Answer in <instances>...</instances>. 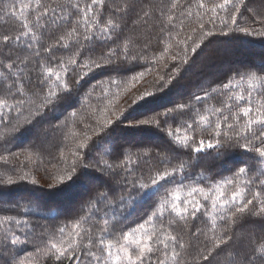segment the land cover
<instances>
[{"label": "snow or ice", "instance_id": "snow-or-ice-1", "mask_svg": "<svg viewBox=\"0 0 264 264\" xmlns=\"http://www.w3.org/2000/svg\"><path fill=\"white\" fill-rule=\"evenodd\" d=\"M244 6L246 0H223L222 3L211 6L206 5L205 0H196V16L199 18V28L203 30L201 41L204 36L213 34L211 30L205 29L204 15L210 12L212 15L208 17L207 22L215 23L218 9L226 14L220 22L223 35L238 31L247 36L264 37V14H256L258 21L254 23L259 22L260 28H249L237 23ZM178 9L180 15L192 16L191 6L185 9L181 0H171L165 8L159 9L160 30L163 32L167 28L169 38L176 41L177 47L184 45L183 63H187V41H191L192 36L187 35L186 39H180V32L172 35L177 27H180L181 31L183 29L182 20L179 26L175 23ZM134 10L135 5L131 0H120L119 4L112 7H109V0H86L84 3L81 0H0V17L15 19L20 29L15 33L0 35V121L11 118L13 112L18 119L27 111L25 123H32L35 117L45 115V110L54 108L66 98L63 93L71 91V86L65 79L70 68L86 69L87 71L80 75V79H83L94 69L127 64L143 58L130 54L129 45L132 39L123 35L122 22L128 13ZM152 15V12L142 10L137 15V21L147 24ZM45 40L48 42L45 43ZM161 42L167 44L164 49V53H167L171 44ZM97 46L103 47L105 51L93 59ZM199 47L200 43L196 42L191 50L195 52ZM61 49L64 51H59ZM172 58H180V53ZM176 71L178 73L179 69ZM143 75L144 72H140L132 76L128 83ZM172 79H175V76H169L165 85L171 83ZM76 83L79 84V80ZM121 83L123 82L117 80L110 81V84L117 88ZM91 94L87 93L85 98ZM213 94L225 98L221 106L205 107L202 111L200 105L213 98ZM101 99H108L109 106L113 102L108 98L107 91ZM138 99L142 100L144 96ZM185 111L191 112L198 119H192L181 126L185 129L183 139L179 135L180 127L175 130L166 129L167 136L174 145L173 150L159 161L164 165L162 168L149 171L147 181L143 175H134L138 169L130 166L134 163L131 153H122L123 158L115 164L95 161L98 171L115 179L117 184L127 186L129 197L142 194L143 198L151 199L162 189L169 190L147 218L153 223L151 229L142 222L134 228L121 229L120 235L117 236L115 224L109 222L107 213L104 217H98L92 211H99L97 204L110 199L113 201V207L123 206L127 198L121 196V204L118 205L110 190L99 194L97 204L89 202L90 206L85 214L71 224L59 226L55 233L41 232L35 239V229L27 220L18 219L13 215H0V229L4 230V235L0 237V262L28 264L26 259H18V252H11L18 246L32 244L35 248L34 255L42 253L51 264H65V261L69 264H186L184 254L191 247V242L176 234L174 226L183 224L186 229H191L194 225H190V221L204 220L206 232L199 227L191 231V237L197 242L201 235L207 239L199 259L207 264H214L221 257L223 259H219V264H264V170H260L256 175L257 169L249 163L253 161L256 164H264V65L229 73L224 81L210 91H205L203 96L196 94L187 103L163 113L164 125L168 124L169 117L177 113L183 114ZM213 117L215 119H212ZM112 123V120L105 118L102 127L95 129L96 133L102 132ZM138 123L156 124L161 127L159 120H140ZM197 128L202 132H209L210 138L197 140L194 135ZM189 132L193 135H189ZM225 143H234L242 149L244 159L240 161L231 177L213 183L211 188L214 191L211 195H204L205 201L211 199L212 214L208 226L207 206L196 199L198 190L194 187L182 197V190L188 187L183 181L190 171L189 162L199 163L201 153L218 150ZM99 144L100 141H97L93 150L98 148ZM87 146V139L77 145L78 148ZM186 154L187 159H181ZM80 155L79 152H73V156L78 159ZM148 155L147 152L140 153L137 159ZM157 155L159 156V153ZM0 159L8 162L7 157ZM172 160L177 163L172 164ZM80 166L88 168L91 165L83 163ZM76 168L77 161L74 160L67 174L58 177V182L71 181ZM117 169L126 175L121 177ZM19 179L23 181L25 176H20ZM6 183L11 185L15 181L9 177ZM32 183H36L35 179ZM231 185H235V190L229 197L225 188ZM199 191L203 193V189ZM212 195L215 199H212ZM94 218L96 223H93ZM250 218L258 221L262 235L255 239L237 236L233 230L234 226L240 224L243 228V221ZM101 220L103 223H100ZM218 221L226 223L219 226ZM157 222L159 229L155 226ZM7 225L23 230L24 238L21 239L12 228L6 227ZM230 225L233 227L230 228Z\"/></svg>", "mask_w": 264, "mask_h": 264}, {"label": "trees", "instance_id": "trees-1", "mask_svg": "<svg viewBox=\"0 0 264 264\" xmlns=\"http://www.w3.org/2000/svg\"><path fill=\"white\" fill-rule=\"evenodd\" d=\"M81 2L84 3L86 0H81ZM170 2L171 0H131V3L135 5V10L130 11L125 21L122 22L124 25L123 35L132 39V43L129 45L130 54L143 58L127 64L121 63L94 69L83 79H80V75L86 72V69L75 68L73 70L70 68L65 79L71 86V91L63 93L66 98L56 104L54 108L50 107L45 110V115L35 117L32 123H25L27 111L18 119L16 113L13 112L11 118L0 121V157L8 159L7 163L0 159V198L10 201L7 206L0 207V215H13L18 219L27 220L28 224L35 229L34 239L41 232L55 233L59 226L71 224L76 218L85 214L90 206L89 202L97 204L99 194L110 190L118 205L121 204V196L127 198L123 206L113 207V201L110 199L97 204L99 211L95 209L92 211L98 217H104L107 213L109 222L115 224L114 230L117 236L120 235L121 229H131L142 222L151 229L153 223L147 218L158 206L161 197L169 190L162 189L151 199L143 198L142 194H133L129 197L127 186L122 183L117 184L115 179L98 171L95 161H101V163L107 161L115 164L123 158L121 157L122 153H131L134 163L130 166L138 169L134 175H143L147 181L149 171L162 168L164 165L159 161L173 150L174 145L167 136L166 129L175 130L180 127L179 135L183 139L185 129L181 126L191 122L192 119H198L191 112L185 111L183 114L177 113L169 117L168 124L164 125L163 113L180 104L187 103L196 94L203 96L205 91H210L211 88L217 87L224 81L229 73L264 65V37L247 36L238 31L223 35L220 22L226 14L219 9L215 23L207 22L208 17L212 15L210 12L204 15L205 29L211 30L213 34L204 36L201 41L203 30L199 28V18L196 16L198 11L196 0H181L185 9L191 6L192 16L180 15L178 9V18L175 23L179 26L182 20L183 29L181 31V28L177 27L172 33L175 36L176 32H180V39H186L187 35L192 36V40L187 41V63H183L184 45L177 47L176 41L169 38L167 28L163 32L160 30L159 9L165 8ZM222 2L223 0H205L208 6ZM119 3L120 0H109V7ZM142 10L153 13L151 18H148L147 24L137 21V15ZM257 13L264 14V0H246V6L241 8L237 23L249 28H260L259 22L254 23V21H258ZM193 29L196 31L193 32ZM19 30V24L15 19L0 17V35L15 33ZM161 41L171 44L167 53H164L167 44ZM47 42L45 40V43ZM196 42L200 43V47L193 52L191 49ZM252 47H256V49L249 50ZM246 50L250 52L246 53ZM104 51L103 47L97 46L93 59L102 55ZM178 52L180 58L174 60L172 57ZM242 57L244 58L241 59ZM227 64L228 67L219 70ZM177 68L179 69L178 73ZM196 68L199 70L198 72L201 69L204 72L198 74L193 71ZM140 72H144L142 77L128 83L132 76L138 75ZM169 76H175V79L165 85ZM205 76L210 78L204 80ZM77 80H79V84L76 83ZM111 80L123 83L117 88L110 84ZM161 85L165 86L161 87ZM105 91L108 92V98L113 101L110 106L108 99H101ZM89 92L92 94L86 99V94ZM117 92L119 95H115ZM145 93H152V95H145ZM178 94L179 96H177ZM130 95H133V98ZM141 96H144V99H138ZM224 99L223 96L213 94V98L200 105L201 110L203 111L205 107H219ZM73 113L76 115L73 116ZM105 118L112 120L113 123L102 132L96 133L95 129L102 127ZM140 120H159L161 127H157L156 124L140 125L138 123ZM36 131L44 137L41 142L36 139ZM127 134L138 136L143 134L142 136L145 137L152 135L160 142L153 144L143 140L131 143L116 141L118 139L125 140L123 136ZM188 134L193 135L192 132ZM29 135H32L31 140L28 138ZM194 135L197 140L210 138L209 132H202L199 128L196 129ZM89 137L90 139H88ZM86 139L88 146L78 148L77 145ZM97 141H100V144L93 150ZM74 151L81 154L79 159L73 156ZM145 152L149 155L137 159L138 154ZM181 159H187V154ZM243 159L242 149L234 143H225L218 150L213 149L201 153L199 163L189 162L190 171L187 172V178L183 181L188 187L182 190L181 195L182 197L186 196L193 187L198 190L196 199H199L202 205L207 206L206 210L209 213V217L206 218L208 226H210L212 214L211 199L205 201L204 195H211L214 191L211 188L213 183H219L224 178L231 177ZM74 160L77 161V168L73 179L59 183L58 177L67 174ZM83 163H88L91 166L84 168L80 166ZM176 163V160H172V164ZM249 163L257 169L256 175L260 170H264V164H256L253 161H249ZM117 173H120L119 169H117ZM124 175L126 173H120L121 177ZM20 176H25V180L21 181ZM9 177L15 183L7 184L6 181ZM92 178L97 181L96 184L89 187L83 185V180L86 183L87 179ZM33 179L36 181L35 184L32 183ZM200 189H203V193L199 191ZM234 190L235 185L226 186V195L230 197ZM18 196L20 199L17 198ZM64 197H68L67 205L62 202ZM14 199L16 200L14 201ZM212 199H215L214 195H212ZM114 216L115 220H112ZM93 223H96L95 218ZM100 223L103 221L101 220ZM166 223L167 221H165ZM225 223V221H218L219 226H223ZM190 225H194V227L186 229L183 224L174 226L176 234L182 236L185 241L191 242V247L184 254L186 264H207L206 261L199 259L203 254V244L207 242L206 237L201 235L199 242L191 237V231H194L195 227L206 232V223L204 220H197L190 221ZM243 225V228L240 224L234 226L233 230L237 236L255 239L262 235L259 223L255 218L243 221ZM155 226L160 228L158 222ZM6 227L12 228L21 239L24 238L23 230L12 225ZM3 235L4 230L0 229V237ZM208 235L210 236L211 233ZM17 252L19 253L18 259H26L28 264H51V261L46 260L42 253L34 255L35 248L32 244L18 246L12 250L11 254ZM219 259H223V257ZM219 259L214 264H219ZM65 264H69V262L65 261Z\"/></svg>", "mask_w": 264, "mask_h": 264}, {"label": "rangeland", "instance_id": "rangeland-1", "mask_svg": "<svg viewBox=\"0 0 264 264\" xmlns=\"http://www.w3.org/2000/svg\"><path fill=\"white\" fill-rule=\"evenodd\" d=\"M262 30H264V29H262ZM253 49H256V47H252L251 49H249V50H253ZM257 49L258 50H260V48L259 47H257ZM249 50H246V53H248V52H250ZM244 57H242L241 59H243ZM251 58V57H250ZM240 59V58H239ZM251 59H253V58H251ZM226 67H228V64L227 65H224L221 69H219V70H223V69H225ZM218 70V71H219ZM193 71H195V72H197L198 74H202L203 72H204V70H200V72H198L199 70L196 68V69H193ZM221 73V72H220ZM196 74V73H195ZM222 74V73H221ZM192 77H194V75H192ZM204 78V80H207L208 78H210V77H208V76H205V77H203ZM181 94V93H180ZM131 96V98H133V95H130ZM129 96V97H130ZM177 96H179V94L177 95ZM35 135H37L36 136V139L38 140V141H40L41 142V140L42 139H44V137L43 136H41L40 135V132H39V134L37 133V131H36V133H35ZM143 134H140L139 136L138 135H131V134H127V135H125V136H123V138L125 139V140H121V139H118V140H116L117 142H120V143H123V142H135L136 140H143V141H145V142H148V143H153V144H158V142H160L157 138H155V137H153L152 135L151 136H147V137H145V136H142ZM32 137V135H29L28 136V138L30 139ZM31 140V139H30ZM83 182V185H85L86 187L88 186H91V185H93V184H96L97 183V181L95 180V179H87L86 180V183H84V180L82 181ZM80 191V190H79ZM81 191H82V188H81ZM20 196H18L17 198H19ZM20 199V198H19ZM13 200V199H12ZM16 199H14V201H15ZM61 200V199H60ZM68 197L67 198H63V200H62V202H63V204L65 203V205H67V203H68ZM10 204V201H8V199L7 200H5V199H3L2 197L0 198V207H2V206H7L8 204ZM20 206V205H19ZM103 206V205H102ZM20 207H22V206H20ZM112 220H113V218H112Z\"/></svg>", "mask_w": 264, "mask_h": 264}]
</instances>
